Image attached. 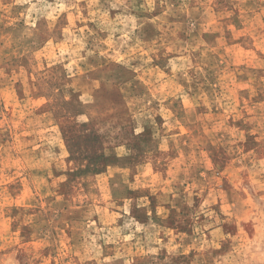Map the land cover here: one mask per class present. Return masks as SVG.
<instances>
[{
  "label": "rangeland",
  "instance_id": "374dc122",
  "mask_svg": "<svg viewBox=\"0 0 264 264\" xmlns=\"http://www.w3.org/2000/svg\"><path fill=\"white\" fill-rule=\"evenodd\" d=\"M0 264H264V0H0Z\"/></svg>",
  "mask_w": 264,
  "mask_h": 264
}]
</instances>
